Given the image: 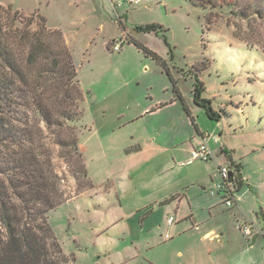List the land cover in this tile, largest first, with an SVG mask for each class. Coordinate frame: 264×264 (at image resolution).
Wrapping results in <instances>:
<instances>
[{
  "label": "rangeland",
  "instance_id": "obj_1",
  "mask_svg": "<svg viewBox=\"0 0 264 264\" xmlns=\"http://www.w3.org/2000/svg\"><path fill=\"white\" fill-rule=\"evenodd\" d=\"M101 1L0 0L25 18L33 15L40 22L42 16L48 28L63 33L86 96L84 115L75 126L88 177H74L77 158L66 163L56 156L58 171L66 174L69 199L49 214L65 254L74 257L70 264H264V20L230 21L228 16H218L208 30L207 12L189 0H142L117 9L112 3L119 0H104L105 10ZM148 25L159 28L146 31ZM130 37L167 60L177 78L182 75L179 69L202 67L199 62L205 61L209 68L202 72L204 97L212 99L216 109L225 100L233 102L228 108L232 116L217 123L196 107L195 79L180 81L197 125L213 133L208 140L218 152L227 146L233 161L223 155L224 165L243 182L235 192L237 202L228 206L219 200L218 207L201 213L210 226L233 230L229 238L222 237V243H202L193 231L173 238L161 208L155 209L145 226L137 222L146 209L134 212L137 200L127 188L136 178L157 177L158 169L172 156L171 152L161 155L151 146L169 145L183 137L190 144L189 132L198 134L180 101L154 115L135 117L146 105L169 101L174 94L168 75L128 43ZM113 40L121 43L120 51L112 49ZM246 45L255 50L249 52ZM170 109L172 114L176 109L183 112L187 130L176 120H163L167 116L160 114ZM154 116L153 123L163 126L156 134L157 143L148 121ZM140 144L141 153H128L137 156L131 161L127 151ZM145 167L147 171L142 170ZM176 206L167 205L172 213ZM214 211H219L218 216H211ZM187 224L193 226L191 221ZM245 227L250 228L249 234L242 231Z\"/></svg>",
  "mask_w": 264,
  "mask_h": 264
},
{
  "label": "trees",
  "instance_id": "obj_2",
  "mask_svg": "<svg viewBox=\"0 0 264 264\" xmlns=\"http://www.w3.org/2000/svg\"><path fill=\"white\" fill-rule=\"evenodd\" d=\"M189 2L207 12L208 30L218 16H228L230 21L264 20V0ZM158 28L148 25L144 29ZM127 41L168 75L174 100L181 102L196 131V118L181 91V80L195 79L194 102L211 120L219 123L232 116L228 109L232 100L221 102L224 106L219 104L218 110L212 99L204 97L202 72L209 68L205 61L199 62L202 67L197 64L187 71L179 69L182 75L177 78L163 57L134 37ZM253 45H246L251 53ZM85 101L78 68L63 33L48 28L42 16L37 22L33 15L25 18L0 4V264L75 261L57 240L49 214L69 199L64 189L66 174L58 171L56 156L66 163L77 158L74 177H88L75 126L84 115ZM231 178L238 192L243 182L236 175Z\"/></svg>",
  "mask_w": 264,
  "mask_h": 264
},
{
  "label": "crops",
  "instance_id": "obj_3",
  "mask_svg": "<svg viewBox=\"0 0 264 264\" xmlns=\"http://www.w3.org/2000/svg\"><path fill=\"white\" fill-rule=\"evenodd\" d=\"M101 2L103 10H105L106 3L104 0ZM113 3L112 7L115 8ZM178 102L179 101L174 100L173 97L170 98L169 101L156 100L153 105H146V107L137 113L135 117H148L150 115H154L163 111L168 106L177 105L176 103ZM172 109L168 110L164 114H160V116H167L166 119H162L167 120L166 122L176 120L187 130L188 124L185 121L183 112L180 113V110L176 109L174 110V114H172ZM156 120V116L148 119L149 122H152L149 126L151 132L154 133L153 141L157 143L158 140L156 139V134L163 126L154 124L153 122ZM198 130V137H195L189 132V140L191 141L190 144H186L187 140L183 137L177 142H170L169 145H167L166 142L164 143L166 144L164 146L152 145L151 149L153 151H156L157 153L159 152L161 155H167L171 152L172 156L168 157V162L162 164L161 169H158L157 177L153 176L146 178L147 175H145L144 177L146 180L144 181H142L143 178H136V183L134 185L130 183L127 190L129 193L133 194L137 200L134 212H140L146 209V212L141 215V218L139 216L140 219L137 221L141 224V226H145V222L150 223V217L154 213L155 209L161 208L160 210L162 213L165 210V213L163 214L167 216L166 223L167 226L170 227L169 229H171L173 238L182 236L188 231H193L192 233L196 232L199 234L200 241L202 243L208 241H218L219 243H222V237L229 238L233 230L227 229L222 231L218 230V227L210 226V224L206 223L204 218H201L203 217L201 216V213L204 210H207V208L214 209L215 207H218L221 203L220 202L218 204V201L224 200L222 198L225 196V193L217 188V186L221 184L218 172L219 167L226 166L222 160L223 155L233 161V154L229 151L227 146H224V148L222 147L220 152H218L217 148L214 147L208 140L213 133L207 129H201L199 124ZM204 141L212 150L214 155L213 158L209 161L192 160V151ZM216 143H218V141ZM138 146L139 147L135 149L127 151L126 156L131 155L128 153L139 151V153H141L144 150V147L141 144ZM136 157L137 156H130L128 158L132 161ZM142 170L147 171V168L145 167ZM118 196L121 199L119 193ZM223 203L224 202H222L221 205ZM171 204L177 205L174 213H172L167 207V205ZM217 212L219 211H214L211 216H218ZM233 212L234 211L232 210L229 211L230 216H233ZM170 216H175L176 220L172 225H168V218ZM189 221L193 222L192 227H189L187 224ZM181 223H186V225L179 226ZM207 246L208 243H206V247ZM221 264L225 263L221 262Z\"/></svg>",
  "mask_w": 264,
  "mask_h": 264
},
{
  "label": "built area",
  "instance_id": "obj_4",
  "mask_svg": "<svg viewBox=\"0 0 264 264\" xmlns=\"http://www.w3.org/2000/svg\"><path fill=\"white\" fill-rule=\"evenodd\" d=\"M142 0H119L118 2L114 3L115 8L123 7L124 4H132V5H139L141 4ZM122 48L121 43L117 42L112 46V49L114 51H120ZM213 152L210 149L209 145L204 141L202 142L197 148H195L192 151V160H202V161H209L213 158ZM219 172L221 173L223 177V182L217 186V188L225 193L226 198V204L228 206H231L234 201L237 202L235 198V190L234 188V182L231 178V172L227 168V166L219 167ZM235 189V188H234ZM232 198V199H231ZM175 216H170L168 218V225H172L175 222ZM241 229V228H240ZM245 234L250 233V228L245 227L242 230Z\"/></svg>",
  "mask_w": 264,
  "mask_h": 264
},
{
  "label": "water",
  "instance_id": "obj_5",
  "mask_svg": "<svg viewBox=\"0 0 264 264\" xmlns=\"http://www.w3.org/2000/svg\"><path fill=\"white\" fill-rule=\"evenodd\" d=\"M231 176H233L234 174L231 172V174H230Z\"/></svg>",
  "mask_w": 264,
  "mask_h": 264
}]
</instances>
